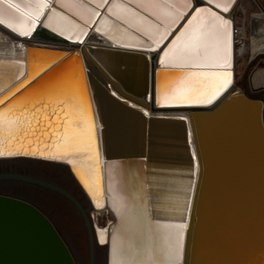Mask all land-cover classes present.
Returning a JSON list of instances; mask_svg holds the SVG:
<instances>
[{"label":"water","instance_id":"95a60500","mask_svg":"<svg viewBox=\"0 0 264 264\" xmlns=\"http://www.w3.org/2000/svg\"><path fill=\"white\" fill-rule=\"evenodd\" d=\"M47 1L53 5L42 7L39 4ZM72 1L85 8L87 15L76 12L64 0H32L33 11L28 9L27 0H5L7 5L0 8L3 13L19 15L28 24L38 22L29 36L16 35L0 22V100L17 111L24 108L31 111L38 103L43 106L71 92L80 104L82 127L87 129L86 142L71 154L62 155L58 148L52 147L55 138L28 135L0 144V150L5 152L0 159L24 157L61 163L69 169L89 203L85 207L65 188L32 175L6 171L0 172V179L25 181L67 200L84 226L89 264H106L107 244H97L90 215L93 199L100 202L104 192L102 137L92 89V82L99 85L98 75H102L122 95L144 103L151 111L170 108L191 111L188 121L196 173L181 264H211V261L217 264L218 258L213 252L215 244H207L212 236L216 240L220 230L246 234V241L255 248L247 264H264V101L256 98L264 96V89L251 91L247 77L250 65L264 53L249 62L240 81L236 82L246 94L229 97L235 88L231 67L175 65L162 59L164 50L178 39L190 18L194 17L193 21L215 17L229 26V18L224 17L223 10L214 3L187 0L191 5L160 45L164 46L161 52L149 57L146 49L150 46L110 44L111 40H123V31L140 38L145 34L120 18V23L113 20L116 16L108 11L109 18L104 21L102 30L97 31L99 34L91 32L86 39L85 34L83 43L74 42L45 25L52 13L60 12L73 23L71 36L79 31L82 36L85 28L92 27L102 16L98 9L106 10L110 2ZM124 1L140 9L129 0ZM197 8L203 11L195 13ZM223 72L231 73L226 83L224 77L212 75ZM110 94L124 108L135 110L147 119L184 124L181 117H147L143 111ZM183 142L188 146L187 140ZM137 153L129 152L126 157L141 158ZM93 191L96 193L92 196ZM0 264H76V261L57 228L37 206L17 196L0 193Z\"/></svg>","mask_w":264,"mask_h":264},{"label":"bare ground","instance_id":"6f19581e","mask_svg":"<svg viewBox=\"0 0 264 264\" xmlns=\"http://www.w3.org/2000/svg\"><path fill=\"white\" fill-rule=\"evenodd\" d=\"M27 1L28 9L33 11L32 0ZM236 1L213 2L223 10V16L229 18V26L215 17L193 20L184 27L178 39L164 50L163 61L175 65L229 66L235 74V57L237 54L244 55L249 48V43H246L248 36L255 50L264 51V12L252 14L249 35L247 18L242 19L244 24L237 25L235 32L234 20L228 17V13ZM64 2L72 5L76 12L87 15L88 11L74 1ZM44 3L39 4L42 7L51 4L50 1ZM126 4L124 0H110L106 10L98 9L102 16L92 27L88 25L82 36L81 31L71 36L73 23L60 12L52 13L45 25L74 42L83 43L88 34L102 30L104 21L109 18L108 11L116 16L117 19L113 20L119 22L120 18L148 38L141 36V39L123 31V40H111L110 44L123 47L118 42H125L150 46L146 49L150 57L153 53L161 52L164 46L160 45L184 17L191 2L158 0L154 4H136L140 9ZM4 5H7L5 0H0V8ZM36 21L28 24L19 15L3 13L0 9V22L16 35L29 36ZM105 27L113 32L108 25ZM84 35L85 39L82 40ZM235 35H240L245 41L237 46ZM101 39L109 41L104 37ZM140 40L147 43L141 44ZM98 79L99 85L93 81L92 89L102 137L104 192L100 202L93 199L94 211L91 212L95 218L97 214L112 216L107 223L101 225L96 222L94 225L98 242L107 244L106 264H181L196 173L188 121L191 111L182 108L151 111L144 103L122 95L104 76L98 75ZM109 91L130 107L143 111L147 117H181L184 124L147 119L135 110L124 108ZM232 91L229 97L243 93ZM184 140H187L188 146ZM135 151L141 158L132 160L126 157L129 152ZM95 193L91 192L92 196ZM245 236L239 232L217 231L216 240L212 236L210 244H207H215L213 252L218 258L217 264H247L255 248L250 247Z\"/></svg>","mask_w":264,"mask_h":264},{"label":"rangeland","instance_id":"374dc122","mask_svg":"<svg viewBox=\"0 0 264 264\" xmlns=\"http://www.w3.org/2000/svg\"><path fill=\"white\" fill-rule=\"evenodd\" d=\"M263 9L264 0H237L229 11L228 17H232L236 23H240L242 19L247 18L249 35L252 26V14L264 12ZM246 43H249L250 46L244 55L237 54L235 57V89L232 91L233 93H245L243 88L236 82H239L243 76L247 65L252 60L250 58L253 57L254 59L259 53H264V51L258 50V52L254 49L253 41L249 36ZM255 68H264V56H259L255 63L248 68L249 88L250 76ZM6 171L32 175L50 181L71 192L85 207L89 203V199L70 174L69 169L61 163L24 157L0 159V172ZM0 193L17 196L37 206L57 228L67 243L76 264H89L88 240L84 226L73 207L62 196L43 187L12 179H0ZM111 217L109 214H97L94 219L91 213L93 226L96 222L103 225Z\"/></svg>","mask_w":264,"mask_h":264},{"label":"snow or ice","instance_id":"6c2138e0","mask_svg":"<svg viewBox=\"0 0 264 264\" xmlns=\"http://www.w3.org/2000/svg\"><path fill=\"white\" fill-rule=\"evenodd\" d=\"M98 2H106V0H98ZM129 2L147 5L157 3L158 0H129ZM208 2L213 3L215 0H208ZM229 2H234V0H229ZM202 11L203 9L200 8L195 9V13ZM193 18L189 19V24ZM212 75L224 77L226 83L231 73H213ZM0 105H4V101L0 100ZM83 124L80 104L77 97L71 92L65 93L53 101L45 102L43 106L38 103L31 111L27 108L17 111L4 105L0 107V144L19 140L28 135L47 136L50 140L55 138L52 147L58 148L62 155H68L74 150L80 149L86 142L87 129L82 127ZM3 155L5 152L0 150V156Z\"/></svg>","mask_w":264,"mask_h":264},{"label":"crops","instance_id":"0c3cea01","mask_svg":"<svg viewBox=\"0 0 264 264\" xmlns=\"http://www.w3.org/2000/svg\"><path fill=\"white\" fill-rule=\"evenodd\" d=\"M250 88L253 91L264 89V68H255L250 76Z\"/></svg>","mask_w":264,"mask_h":264},{"label":"built area","instance_id":"2783aa9c","mask_svg":"<svg viewBox=\"0 0 264 264\" xmlns=\"http://www.w3.org/2000/svg\"><path fill=\"white\" fill-rule=\"evenodd\" d=\"M232 18V17H231ZM233 19V18H232ZM234 20V19H233ZM243 25L244 24V20H241V22L240 23H236L235 21H234V24H233V29L235 30V32H236V30H237V25ZM245 41V39H243L240 35H235V43H236V45L238 46L240 43H243ZM252 59H253V57H252Z\"/></svg>","mask_w":264,"mask_h":264},{"label":"flooded vegetation","instance_id":"af4514ba","mask_svg":"<svg viewBox=\"0 0 264 264\" xmlns=\"http://www.w3.org/2000/svg\"><path fill=\"white\" fill-rule=\"evenodd\" d=\"M257 98H260V99H262L263 101H264V96H262V95H260V96H258ZM92 211H94V210H92ZM92 213V212H91ZM91 215V214H90ZM92 216H93V213H92ZM94 217V216H93ZM94 219H95V217H94ZM97 243L98 244H100L99 242H98V240H97ZM101 245H105V244H101Z\"/></svg>","mask_w":264,"mask_h":264},{"label":"trees","instance_id":"16d2710c","mask_svg":"<svg viewBox=\"0 0 264 264\" xmlns=\"http://www.w3.org/2000/svg\"><path fill=\"white\" fill-rule=\"evenodd\" d=\"M250 97H253V96H250ZM255 98V97H254ZM257 98V97H256Z\"/></svg>","mask_w":264,"mask_h":264}]
</instances>
